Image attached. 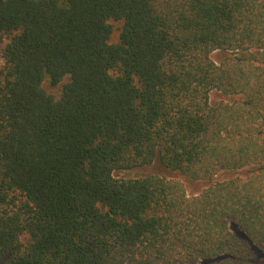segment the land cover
<instances>
[{
  "label": "trees",
  "instance_id": "obj_1",
  "mask_svg": "<svg viewBox=\"0 0 264 264\" xmlns=\"http://www.w3.org/2000/svg\"><path fill=\"white\" fill-rule=\"evenodd\" d=\"M0 264H264V0H0Z\"/></svg>",
  "mask_w": 264,
  "mask_h": 264
},
{
  "label": "rangeland",
  "instance_id": "obj_2",
  "mask_svg": "<svg viewBox=\"0 0 264 264\" xmlns=\"http://www.w3.org/2000/svg\"><path fill=\"white\" fill-rule=\"evenodd\" d=\"M226 56L225 53H221V52H214L211 55V58L213 61L215 62H219L220 60H222L224 57ZM216 94H213L212 100H218L221 99L219 96H215ZM158 174L160 176L165 177L168 180H173V181H178L180 182L185 191L186 194L189 196H193L196 195L198 193L201 192V190L205 187L204 183L198 182V181H191L185 177H183L182 175L178 174V173H173V172H169L165 169H163L160 165H158L157 163H153L151 166L146 167V168H142V169H135V170H130V171H123V172H117L114 175L118 178H136V177H140L146 174Z\"/></svg>",
  "mask_w": 264,
  "mask_h": 264
}]
</instances>
